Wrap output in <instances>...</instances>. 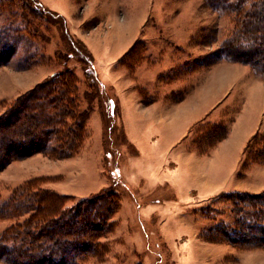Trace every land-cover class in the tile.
Segmentation results:
<instances>
[{"label":"rangeland","instance_id":"rangeland-1","mask_svg":"<svg viewBox=\"0 0 264 264\" xmlns=\"http://www.w3.org/2000/svg\"><path fill=\"white\" fill-rule=\"evenodd\" d=\"M114 5L113 10L116 11L114 16L117 14L119 19L115 35L128 36L129 40L135 37L140 29V23L148 12L151 16L141 35L148 34L149 38L135 42V45H138L129 57L110 68L108 73L103 75L96 67L106 89L102 90V97L93 101L94 110L88 122L87 138L80 153L66 160H52L38 154L25 160L14 161L0 173L1 200L10 196L15 188L38 179L45 181L43 187L55 189L58 185V189H63L62 193H67L63 195L72 197L67 203V208L110 187L119 197L120 208L112 217L115 223L111 230L100 239L107 245L108 253L104 259L88 256L80 264H177L174 255L176 244L169 245L165 240L166 232H172L177 242L183 241L188 249L184 251L187 253L184 257L186 264H209L206 261L208 253L212 255V260L217 262L223 255L221 252L217 255L219 251L214 252V249L195 250L197 246L190 241L194 236L193 227L206 228L211 224L217 225L219 220L224 218V214L229 215L231 206L229 200L220 197L214 202L211 200L195 202L199 199H193L186 194L184 198L180 197L179 200L171 203L164 202L161 198L156 200L152 196H146L147 194L143 195L144 197L132 195V192L123 185L121 172L115 175L114 168L121 169L124 163L130 165V162L138 159L139 155H136L135 146L123 140L120 129L124 123L121 117H116V120L109 119L106 101L109 98L114 99L119 106L117 112L120 109L122 113L121 101L127 90L136 93L138 90L139 93L143 91L141 95L145 102L155 100L157 96L154 92L157 91L160 96L163 90L159 83L154 82L153 76L147 77L148 72L153 69L158 71L166 69L165 63L170 59L178 62L177 65L186 62V66L190 65V68L187 67L185 70L182 68L175 77L172 74H164L163 81L170 85L167 84L166 90L175 88L178 84L177 78L183 80L186 73L189 74L193 67H196L194 64L200 61L201 55L204 57V62L208 61L211 65L225 60L221 53L222 43L234 28L233 19L236 16L211 7L207 0H116ZM18 12L21 14L24 11ZM37 14V16L32 14L28 16L23 13L27 16L24 25L29 26L31 23L32 25L23 32L22 39L10 42L8 50L11 51V57L0 67V115L18 97L30 91L38 83L53 79L52 75L59 73L65 66V62L59 59L60 56L62 58L68 55L61 30L57 25L61 20L47 11L41 10ZM8 16H0V27L3 29L9 27L12 21ZM27 20L30 24H27ZM19 22L21 19L17 17L13 23L16 25ZM95 23L96 21L87 25V30L83 32H88L91 28L94 37H99L107 31L106 26L102 24L95 29L97 27L94 26ZM69 57L68 66L74 69L79 77L81 94L89 91L93 97H96V93L89 89L85 76V72L91 68L90 64L84 66L76 54H71ZM84 103L86 107L87 102ZM260 107L255 103L249 104L245 112L250 110L251 113L246 116L250 115V118L256 119V110ZM231 117H233L232 112L224 120L228 127L232 121ZM258 118L263 121L262 130H264V115ZM106 119L116 122L117 130L114 132L107 130V126L113 123L105 125ZM182 129L183 126L179 125L178 132L180 133ZM209 131L211 143H214L216 138L221 136L222 130ZM164 137L166 139L167 136ZM257 144L264 146V140H259ZM109 152L112 153L110 157L107 155ZM139 191L145 194L144 190ZM169 192L171 191L166 192L168 194L166 197L171 198ZM170 203L172 207L169 206ZM212 211L219 213L211 216L216 217V221L209 220L205 216L211 215ZM5 225L8 224H0V228ZM159 226L165 227L163 233ZM190 255L195 257L192 259L193 262L189 259ZM254 255L257 261H253L252 264H264V249L255 250ZM235 262H238V259H235Z\"/></svg>","mask_w":264,"mask_h":264},{"label":"trees","instance_id":"trees-1","mask_svg":"<svg viewBox=\"0 0 264 264\" xmlns=\"http://www.w3.org/2000/svg\"><path fill=\"white\" fill-rule=\"evenodd\" d=\"M207 1L211 7L236 16L233 19L234 28L222 43L221 53L225 61L249 66L256 76L264 80V0ZM41 10L61 20L57 25L68 55L59 57L65 66L52 75L53 79L38 83L0 115V173L14 161L38 154L52 160H66L79 154L87 138L88 122L94 110L93 101L102 97L101 92L106 89L89 48L71 33L65 17L45 7L40 0H0V16L9 15L8 18L12 20L9 27H0V67L11 57L8 50L10 42L22 39L23 32L32 25L28 20L27 24L30 25H24L26 15L37 16ZM18 11H24L26 15ZM17 17L21 22L15 25L13 22ZM137 45L119 63L124 62V58L129 57ZM71 54H76L84 66L90 64L91 68L85 72V76L89 89L96 93V97L89 91L81 94L79 77L68 66ZM83 100L87 102L86 107ZM106 103L109 119L120 118L118 103L112 98L107 99ZM109 119H106L105 125L113 123ZM107 128L114 132L118 126L115 122ZM212 129L222 130L214 143H211L209 131ZM120 131L124 142L130 144L123 124ZM228 134L229 127L224 120H203L195 126L192 135L196 147L206 154ZM259 140H264V134L255 135L249 142L245 151L247 162L264 163V146H258ZM107 155L110 157L112 153ZM119 172V168H114L115 175ZM44 183L43 179L28 181L15 188L5 200H1L0 193V224H8L0 228V262L80 264L91 255L104 259L109 249L100 239L108 234L115 223L112 217L120 208L116 191L110 187L103 189L95 196L67 208L72 197L45 188ZM220 197L229 200V215L224 214L217 225L202 227L201 237L209 242H225L246 251L264 249V191L257 194L227 193L211 201ZM214 214L219 213L212 211L211 215L205 216L216 221V217H211Z\"/></svg>","mask_w":264,"mask_h":264},{"label":"crops","instance_id":"crops-1","mask_svg":"<svg viewBox=\"0 0 264 264\" xmlns=\"http://www.w3.org/2000/svg\"><path fill=\"white\" fill-rule=\"evenodd\" d=\"M115 1L41 0L47 8L65 17L71 33L89 48L97 69L103 75L119 64L135 42L149 38L148 34L141 35L151 16L148 12L132 39L114 34L119 25L113 10ZM94 21L95 29L101 24L107 29L99 37H94L91 28L83 32ZM203 58L201 55L200 61L194 64L196 67L186 73L183 80L177 78L178 84L170 90H166L169 83L163 81L164 74L178 76L179 70L189 69L190 65L186 66V62L177 65L178 62L170 59L165 63V71L153 69L148 72L147 77L153 76L154 82L159 83L163 90L160 96L157 91L154 92L157 98L153 101L145 102L139 90L137 93L127 90L123 94L121 121L129 143L136 147V155H139L130 165L122 164L120 169L123 185L132 195L147 194L156 200L161 198L172 203L186 194L199 199L195 202H204L227 193L257 194L264 191V163L247 162L245 152L255 135L264 134L263 121L258 118L264 115V80L256 76L249 66L225 60L211 65ZM253 103L261 106L256 110V119L246 116L251 113L250 110L245 112V108ZM231 112L233 117L228 136L209 153H201L193 141L195 126L203 120H226ZM179 125L183 126L180 133ZM57 186L55 189L47 188L63 195L65 192L62 193L63 189ZM139 190H144L145 194ZM168 190L171 191V198L166 197ZM159 228L163 233L165 227ZM202 229L200 226L193 227L194 236L190 243L197 246L194 249H214V252L219 251L217 255L220 252L223 254L216 262L208 253L206 261L209 264H252L257 261L254 251L258 249L246 252L225 242H209L201 237ZM165 237L170 246L176 244L174 255L177 264H186L184 257L187 253L184 251L188 249L183 241L177 242L172 232H166ZM189 259L193 262L195 257L190 255Z\"/></svg>","mask_w":264,"mask_h":264}]
</instances>
